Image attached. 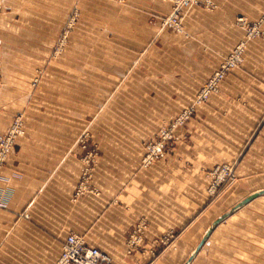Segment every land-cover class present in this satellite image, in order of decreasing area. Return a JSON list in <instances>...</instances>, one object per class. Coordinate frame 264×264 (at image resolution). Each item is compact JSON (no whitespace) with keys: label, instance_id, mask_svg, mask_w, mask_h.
<instances>
[{"label":"crops","instance_id":"0c3cea01","mask_svg":"<svg viewBox=\"0 0 264 264\" xmlns=\"http://www.w3.org/2000/svg\"><path fill=\"white\" fill-rule=\"evenodd\" d=\"M155 1L113 5L119 44L112 59L96 58L103 67L90 74L87 57L48 59L30 52L50 50L55 18L67 17L77 2L87 10L88 0H4L0 133L22 113L25 134L0 176V264H54L73 233L109 253L115 264H184L197 237L195 226L215 209L200 213L209 196L203 169L240 155L242 190L250 194L264 188L262 38L248 41L242 67L229 73L220 91L199 107L187 127L190 140L181 141L152 167H141L145 142L161 122L189 105L246 37L251 23L262 21L264 28V0H208L184 15L183 33L167 29L161 35V48L176 51L177 69L167 67L168 59L164 68V61L150 56L141 66L143 46L137 34L148 35L157 27L150 22L158 11ZM166 7L162 5L160 14ZM238 17L244 22L238 24ZM41 66H49L48 74L33 89L34 72ZM57 81L64 82L63 89L57 90ZM90 81L98 83L91 91ZM74 82L79 89H73ZM90 125L91 144L99 146L100 154L85 178L87 148L78 137ZM83 180L85 191L77 195ZM191 217L194 233L183 235L178 248L161 249L162 236ZM141 218L149 221L146 241L142 250L131 249L128 237ZM228 221L215 229L191 264H248L242 253L234 257L232 251L214 248L225 238Z\"/></svg>","mask_w":264,"mask_h":264},{"label":"rangeland","instance_id":"374dc122","mask_svg":"<svg viewBox=\"0 0 264 264\" xmlns=\"http://www.w3.org/2000/svg\"><path fill=\"white\" fill-rule=\"evenodd\" d=\"M119 2L123 3L125 2V0H88L87 7H85L87 8L88 12L82 7L79 2L75 3L67 17L55 18V27L57 29V32L54 36L55 42L53 41L54 43H52L51 49L45 51L32 50L30 52L36 54L35 56L37 57H45L48 59H64L65 57L80 59L82 56L87 57L89 61V73H95L97 69L103 67L96 64V58L104 57L105 59H112V57L114 56V46L119 44L120 34H118V31L116 29V24H118L119 19H116L112 16L113 5ZM155 2L158 5V13H153L152 18H150V22L153 24L157 22V27L154 28L148 35L140 33L137 34V42L141 43L143 46L142 51H140L138 54V63L142 66L141 63H143V59L150 56L153 57V59L158 58L161 59V61H164V68H166V61L164 59H168L167 63H169V65L167 67L169 69L173 67L174 69H177V64H174L175 59L177 60L178 58L175 54L176 51H174V54H172V49L171 51H166L161 48L163 47L161 35L163 32L167 31V29H169V31L171 32L174 31L179 33H183L184 31L183 20L181 30H178L175 26H171L166 23L167 18L173 12L178 0H156ZM208 2V0H200L197 4H191L190 6H186L183 10V19L184 15L192 7H194L195 5H207ZM162 5L169 7L168 11H166L164 14H160V12L162 11ZM3 8L4 0L0 12L3 10ZM35 20L39 21V19ZM241 22H244L243 17H238L237 23L239 24ZM261 24L262 21L251 23L248 29L257 27L259 29V33H253L251 34V36H249L247 32L246 37L240 39L236 46L233 48V50L226 56L228 57L241 42H244V49L242 52V59L240 63L232 67L231 70L227 73L226 77L233 70L242 67L247 52L248 41L257 38L264 39V28H262ZM46 36H49V34ZM123 36L128 37V35ZM169 37L171 38L172 36ZM173 39L175 41L176 38L173 37ZM82 46L84 47L83 49ZM30 52L26 51L25 55L30 56ZM22 53L23 52L21 51V56ZM225 58L223 59V61L225 60ZM223 61L221 62V64L223 63ZM160 65L153 66L155 71H162L161 68L163 67H161L162 65ZM107 66L111 68V65ZM107 66H105V68H108ZM220 66L218 67V69L220 68ZM48 68L49 66H41L34 72V77L32 80L33 89L39 88L43 80L46 79V75L48 74ZM2 74L3 65L0 61V82L2 80ZM172 74L176 75L177 73L175 72ZM225 78L223 79V81L225 80ZM223 81H221L219 87L215 91H213L207 99L202 102H198L197 98L200 93V90L205 85L204 83L201 86L200 90L197 92L194 99L190 101L189 105L180 109L176 113L169 114L168 119H164L161 122V125L155 135L148 138L145 142V152L141 159L142 168L146 169L152 167L155 163L163 159L166 155L173 153V151L181 141L190 140V133L187 131V127L190 121L194 118V115L198 111L199 107L206 104L212 94L220 91L221 84ZM63 84V81H57V90L63 89ZM97 84V82L90 81V91L92 88H95ZM73 86L74 90L77 88L79 89V86H77L75 82L73 83ZM186 110H188L187 115H185ZM182 114L183 118L179 120ZM18 116H22L24 120V115L20 113L15 116L13 121ZM217 116V114L213 115L214 118H217ZM13 121L11 122V124L13 123ZM228 132L230 133L231 131H227L226 133ZM232 132L234 133L238 131ZM93 135V130L90 125L83 129L78 137L81 145L87 148V153L84 157V160L87 163V172L86 175H84L85 178H89L91 176V171L93 170L94 163L96 161V155L100 154L99 146L96 143L91 144ZM228 139L230 140L229 137ZM158 141H163L165 143L163 155L159 158H156L153 163L145 165L144 159L149 150V145ZM88 155L90 156L89 159L86 158ZM241 158L242 157L239 155L238 158L234 159L233 161H220L216 163L212 168L203 169L206 179L208 181L209 196L207 203L202 207L200 213L204 212V210H207L210 206H215V209L213 210L214 213L209 216V218H206L204 223L203 221H201L200 224H197V226H195V230L197 231V237L195 240H191L190 242L187 253L188 258L192 254V252L194 251V249L196 248L199 241L205 234L208 227L212 224V222L221 215H223L225 212L229 211L236 203H238L243 198L249 195V193H246L242 190V184L240 183L239 175L237 172V167L241 161ZM233 215L231 218H228L229 224L225 231V238L221 242H217V247L214 248L232 251L234 257H238L242 253V260L248 261V264H264V196L256 198L254 201L247 204L238 212H236L234 216ZM194 220L195 218L191 217L190 219L186 220L185 225L183 227L170 228L160 239L161 249L166 246H173L174 248H178L179 242L183 235L186 234L188 236L194 233L191 232L195 231L193 230L192 226ZM142 222L146 223V231L144 233L143 244L141 246L133 247L127 241L131 249H143L144 243L146 241V233L149 229L148 219H139L137 221V224L132 229L131 233L137 227V225ZM233 260H240V257L233 258Z\"/></svg>","mask_w":264,"mask_h":264},{"label":"built area","instance_id":"2783aa9c","mask_svg":"<svg viewBox=\"0 0 264 264\" xmlns=\"http://www.w3.org/2000/svg\"><path fill=\"white\" fill-rule=\"evenodd\" d=\"M200 0H178L173 12L167 18L166 23L175 26L178 30L182 29L183 10L186 6L191 4H197ZM3 0H0V10L2 8ZM258 34L259 29L253 27L248 29V35ZM244 49V42H241L234 51L225 58L220 68L217 69L211 77L206 81L203 88L200 90L197 101L202 102L208 98V96L215 91L221 81L226 77L227 73L232 67L240 63L242 59V52ZM188 114L186 110L185 115ZM183 114L180 116L181 120ZM24 120L22 116H18L8 129L0 134V176L8 161L10 154L12 153L17 141L24 134ZM85 146V144H84ZM165 143L158 141L149 145V150L145 156L144 163L149 165L153 163L156 158H159L164 153ZM87 159L90 158L88 155ZM88 161V160H87ZM86 169L84 175H86ZM85 182L82 181L77 189L76 194L80 195L85 191ZM2 205H6V202H1ZM28 216V215H27ZM146 231V223L142 222L133 230L128 242L131 246H141L143 244L144 233ZM54 264H115L112 256L97 248L89 245L84 236L73 233L68 236L64 243L61 256Z\"/></svg>","mask_w":264,"mask_h":264},{"label":"water","instance_id":"95a60500","mask_svg":"<svg viewBox=\"0 0 264 264\" xmlns=\"http://www.w3.org/2000/svg\"><path fill=\"white\" fill-rule=\"evenodd\" d=\"M261 196H264V188L260 189V190H257V191H254L253 193H250L248 196H246L241 201L236 203L229 211L225 212L223 215H221L220 217L215 219L212 222V224L208 227V229L206 230L205 234L203 235V237L199 241L198 245L196 246V248L194 249V251L192 252V254L189 256V258L187 259V261L184 264H191L193 262V260L196 257V255L205 246V244L207 243V241L209 240V238L211 237V235L213 234L215 229L222 222L227 220L229 217H231L233 214L238 212L240 209H242L244 206H246L247 204H249L250 202H252L256 198L261 197Z\"/></svg>","mask_w":264,"mask_h":264}]
</instances>
